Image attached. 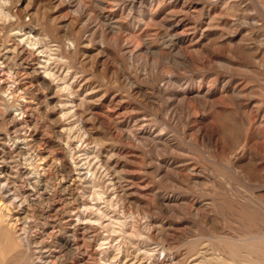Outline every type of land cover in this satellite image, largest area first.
<instances>
[{"label": "rangeland", "instance_id": "374dc122", "mask_svg": "<svg viewBox=\"0 0 264 264\" xmlns=\"http://www.w3.org/2000/svg\"><path fill=\"white\" fill-rule=\"evenodd\" d=\"M1 1L9 16L0 18V56L23 34L38 36L48 50L46 63L57 76L69 75L74 90H58L49 79V91L40 84L25 95L13 70L0 65V86L12 92L0 93V161L7 159L15 184L45 208L43 217L25 224L30 249L61 239L75 252L68 264L103 258L72 228L77 207L71 201L87 195L89 173L65 175L56 167L72 165L62 155L71 144L99 186L106 190L110 178L127 191L125 206L110 212L131 225L126 235L113 236L122 253L110 251L109 261L243 262L244 252L231 257L228 246L264 238V0ZM172 38L180 40L175 53L165 48ZM27 70L18 72L26 76ZM69 100L75 114L62 117ZM26 139L27 153L13 150ZM85 149L93 151L85 156ZM132 230L142 236L132 238ZM82 243L100 257L79 258ZM13 256L11 264H20Z\"/></svg>", "mask_w": 264, "mask_h": 264}, {"label": "bare ground", "instance_id": "6f19581e", "mask_svg": "<svg viewBox=\"0 0 264 264\" xmlns=\"http://www.w3.org/2000/svg\"><path fill=\"white\" fill-rule=\"evenodd\" d=\"M19 15L21 16L22 14H19ZM8 16L9 15H7V13L5 12V10H4L3 6H2V1L0 0V18L2 19L3 17L5 18V17H8ZM176 26H179V24L176 25ZM23 35H24L23 37H25V39L24 38L23 39L21 38V41H17V42L13 41V43L10 46V48H7L6 51L0 56V59H1L0 65L3 63L2 65L5 68H7V70H11V72L13 70V72H12L13 75L11 74L12 75L11 77L13 79V82H15V84H16V89L17 90H21V92L23 94L25 93V95H26V94H29L30 93V90H32V88H33L34 85H40L41 84V86L42 85L45 86L46 87L45 89H48V91H49L51 88L49 87L48 80L49 79H54L55 81H57L59 83V85L57 87L58 90L60 88L61 90L66 91V92L67 91L68 92L74 91L72 89V85L69 84V81H70L69 75H67V74L65 76L63 75L64 77L57 76L56 72H54V70L50 69V67L46 63V62H48L46 58H47V56L49 57L48 50H46V49L43 48V45L40 44L38 38H35V37H38V36L32 37V36H26L25 34H23ZM173 38H176V37H173ZM178 43H180V40L179 39H173V40H170L168 42L166 40V44H165L166 47L165 48L169 49L171 53H175L176 52L175 51V45L178 44ZM179 55H182V54L179 53ZM30 68H31V71H30V74L29 75H26L25 76V75H22L21 73L18 72L20 69H23V71L24 70L28 71L27 69H30ZM40 69L43 72H40L39 71ZM28 80H30L29 82H30V84H32L31 89L25 86V83L28 82ZM2 92L5 93L7 96H9V94L12 93L10 91H5L4 90V87L1 85L0 86V93L2 94ZM75 93H76V91H75ZM72 94H73V92H72ZM9 99H11V98H9ZM68 104L71 105V108L67 107ZM83 104H84V101H81L80 102V105H77V106H82ZM64 105L65 106L61 110L62 117H64L65 115L67 116V114L68 115L69 114L70 115L71 114L72 115L75 114V112L73 111L74 110V108H73L74 107L73 101H70L69 100V102L65 103ZM128 136H129V134H128ZM129 137H131V136H129ZM133 137H134V135L132 136V138ZM67 144H69V143H67ZM69 145H71V144H69ZM69 145H68L67 149L63 152L62 155L64 157H66V159H67V157H69L72 165L70 167H67L64 164H61L59 162L60 161V159H59L58 162H59L60 165L57 164V166H56L58 168V170L61 171V172H64L65 175H69V174L72 173L73 170H78V169H86L85 171H83V173H89V174H87L85 176L86 191H87L86 193H87V195L84 196V197H82V198H80V199L78 197H73V195H72L73 198H72L71 203H72V205L74 207H77V211L73 212V214H72L73 216H75L74 219L72 218V221H74V224H73L72 228L76 229V231L77 230L80 231L78 233L81 234L82 238H80V237L79 238L82 241H85L87 243V248L88 249L91 248V247H93V249H94V246H97L98 248H100V251L99 252H100V254H102V257L103 258H101L99 261H96V262H99L98 264H118V260L116 261L117 263L115 261L114 262L113 261L112 262L109 261L110 260L109 259V253H110V251L116 249L118 251V253H122L121 245H116L115 246L113 244L114 241H115V238H113V236L114 235H118V234L126 235L127 234V229H128V227L131 224L128 223L129 220L126 219V217H122L123 215L122 216H117V215L111 216V212L110 211L115 209L116 211H114V214H116L117 209H120L121 207H124L125 206V202L127 201L125 199V197L127 196V191H126V189L124 187H122V185H120L119 188H118L117 187L118 185H116V183L112 179H110V178H109V183L105 187L106 190L103 188V186H99L97 184V182H95L94 179H91V177L93 178V175H94V173H92L93 171L91 170L92 168H90V167L89 168H86L88 166V165L86 166V163L87 162L86 163L85 162L79 163L80 160L78 161V159H77L78 157L74 155L76 153V151L79 152L80 149L77 150L76 149V146L75 147H70ZM13 146H14L13 147V150L14 151H17L18 153H22V154L24 152L27 153L29 151V148L31 149V147H30V145L28 143V140L25 141V142H22V143H20V142L17 143V141H16V142H14ZM86 150L87 149H85V151ZM92 151H91V153H92ZM91 153L89 151H86L84 154H85V156H89ZM76 154H78V153H76ZM42 159L44 160V158H42ZM69 159H67V160H69ZM62 161H64V160H62ZM7 162H8L7 159L5 160L4 158L0 161V264H11L13 258H12V260L9 259L10 258V255L11 256L14 255L15 257H19L18 259H19V263L20 264H68L69 258H72L75 255V252L70 249L69 243H67V241H63L62 240L63 243H61L60 242L61 239H60L59 242L52 241V243H50V242H47V241L40 240V241H38L37 250L30 249L31 248V242L32 241L28 237L29 234L27 235V230L25 228V224L28 221V219L31 218V216L32 217H38V216H42L43 217V215L45 213V208L38 207L37 205H35V203L37 202L36 201V198L31 197L30 194H27L26 193L25 189H21L20 187H18L19 185L17 186V184H15L16 177L14 176L15 177V179H14L13 176H11V169L8 170V168H13V167H11L8 164L9 162L8 163ZM45 162H46V160H45ZM30 164H33V163H30ZM100 167H102V165L99 164V166L97 167V169H99ZM52 168L50 167V169H52ZM102 168H103V171L107 173L106 175L108 177L109 176L108 169H106V167H104V166ZM50 169L49 168H45L44 171H43L44 174H42L43 178H45L47 181L50 180L49 179L50 176H51V174H49V170ZM20 170H21V167H20ZM111 171H113V170H111ZM113 172H116V171H113ZM59 174H61V173H59ZM77 174H78V172L76 173V175ZM23 175L24 174H22L21 176L23 177ZM52 178L53 177H51V181H52ZM63 178H65V176H63ZM79 178H80V176H79ZM77 179L78 178H76V181H77ZM83 180H84V178H83ZM37 181H39V178L37 179ZM117 182H118V180H117ZM28 183H30V182H28ZM51 184H55V183L51 182ZM34 185L36 186L37 183L34 184ZM31 187H32V185H31ZM69 188H70V186H69ZM34 189H35V187H34ZM41 189H43V188H41ZM65 189L63 188V190H65ZM53 190H54V188H53ZM37 192H38V190L36 191V193ZM47 192H48L47 194H50L51 193V191H49V189L47 190ZM59 192H61V191H59ZM71 194H72V192H71ZM49 196L46 195V197H47L46 199L50 198ZM53 196H54V194H53ZM57 196H59V195H57ZM79 197H81V196L79 195ZM69 198H70V196H69ZM56 203H58V202L56 201ZM67 203H69V202H67ZM243 204H244V202H243ZM46 205H47V202H46ZM257 205H259V204H257ZM30 206H32V209H30ZM54 206L55 205L49 206L47 210L48 211L53 210L54 209ZM241 209H242V207H241ZM48 211H46V212H48ZM249 211H250V209H249ZM66 217H67V215H66ZM50 218H51V216H50ZM48 222H46V223L48 224ZM60 222H61V220H60ZM63 223H65V222H63ZM34 225H36L35 222H34ZM26 227H27V225H26ZM132 228H134V226ZM135 228H134V230H135ZM100 230H104V233L106 232L107 235H108V237H105L104 238V235L102 234V231H100ZM134 230H132L129 233L132 238L133 237H138L139 238V237L142 236V233L140 231H134ZM60 231L61 230H59V232ZM48 235L51 236L52 234L51 235L50 234H47V236ZM77 235L78 234L76 232L74 238L76 240L77 239L79 240V238H78ZM55 236H57V235H55ZM260 237H257L255 235V236H252L250 238H247L246 240H237V241L232 242V243L230 242L231 245H230V247L228 246V248H229L228 250L229 251L228 250L227 251L229 252V254L231 255V257L236 258L238 256H241V254L243 252H244V255H245V258L242 260L243 262H237L236 261L233 264H262V263H264V238L261 239ZM34 238H32V239H34ZM46 240H47V238H46ZM120 241H121V239H120ZM129 241H130V239H129ZM86 243L79 244L78 253L76 255H79V258L80 257H85V255H88L91 258L95 256V260H97V258L99 256V252L96 249L94 253H91V251H89L86 248ZM117 244H119V243H117ZM132 244H134V243H132ZM218 244H220V242ZM218 244H216V245H218ZM123 245H124V243H123ZM103 246L104 247L107 246L109 248L106 247L107 248L106 250H101V248H103ZM137 252H138V250H137ZM229 254L227 253V256ZM222 259L223 258H221V260ZM174 261H175V259H174V256H173V257H170V258H166V260H164V261H159L156 264H173ZM83 262H84V260H83ZM73 263H74V261H73ZM84 263L85 264H91V263L88 262V260L85 261Z\"/></svg>", "mask_w": 264, "mask_h": 264}]
</instances>
